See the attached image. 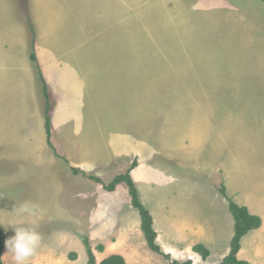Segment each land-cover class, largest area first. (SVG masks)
I'll use <instances>...</instances> for the list:
<instances>
[{
	"label": "crops",
	"instance_id": "0c3cea01",
	"mask_svg": "<svg viewBox=\"0 0 264 264\" xmlns=\"http://www.w3.org/2000/svg\"><path fill=\"white\" fill-rule=\"evenodd\" d=\"M31 3L34 9L35 0H31ZM257 3L261 4V14L254 21L259 31L253 38L259 43L262 36L260 29L264 28V1L257 0ZM15 11L16 1L0 0V20L3 19L2 15L8 16ZM8 40L5 41L1 31L0 48L13 44L11 39ZM259 45L254 42L250 51L256 61H264V58L260 59L262 54ZM25 49L13 56L12 64L0 65V76L7 77V80L2 81L7 86L0 88V110H3L7 117L1 122L7 131H3L2 128L0 133V161L7 160L12 171L15 168L19 174L14 173L15 176L33 182V189L25 188L23 198L20 199L28 208L23 216L12 215V212L4 210L0 203V225L5 232L6 240L15 236L12 231L15 228H27L38 233L42 244L39 243L33 256L26 260L27 264H56L55 255L67 252L73 247L76 249H72L69 253L77 254V258L71 262L77 263L87 258L83 240L81 241L84 238L88 240L98 263L109 256L119 255L126 264L129 261L131 264H143L147 245L141 231L139 214L130 203H127L129 192L126 186L120 184L114 191L107 192L95 184L96 182L93 183L94 181L81 184L78 175L72 171L76 169L85 174L94 173L100 176L101 173L116 170L125 162H130L131 165L133 161L137 162V166L131 170V178L141 203L153 217L154 229L157 233L156 243L162 252L171 255L179 262L193 261L194 258H200L193 252V247L202 245L209 251L207 259L216 254L221 262L229 253L230 241L234 234V220L229 212L228 202L215 189L212 181L191 182L184 180V177L175 178L178 172L174 170H171L174 180L167 181L168 176L164 172L167 164L164 161L169 157L178 160L180 168L188 170V173L195 174L198 170L208 171L212 178L222 174L228 197L237 205L246 207L251 215L258 216L262 220L259 229L242 238L240 251L237 254L239 260L251 264L249 259L251 255L246 253L245 249L251 246L252 252L256 251V254H259L257 250L260 251L263 247L259 243L264 235V204H252L250 197L253 193L259 192L264 196V150L259 146H252L254 147L252 162L255 157L258 165L245 169L241 164L242 161H237L238 158L243 157V154L234 158L238 155L237 150L227 148L226 143L232 129L233 131L236 129L237 132L244 131V128H247L250 134L249 141L264 142V117L262 119L259 116L264 107L261 109L260 105L255 103H252L251 107L247 106L249 111L247 117L250 119L246 124L238 119V117L244 119L239 112L236 121L228 123L221 113L212 120L208 113L209 109H206L204 118L198 117V120L189 118L186 148L194 149L193 153L196 156L190 151L184 156L175 152L178 151L179 142L182 143L183 138L177 140L173 146L172 153L176 154L166 156L162 152L159 153L156 144L132 135L142 127L149 126L147 112L143 114L140 105L129 107V114L126 113L128 109L122 112L123 107L115 100V82L107 91L101 90L96 64L89 65L88 69L86 66L85 69L83 57L68 60L66 55L63 56V60L58 61H75L81 64L58 67L59 70L53 75L51 71L55 65L46 64L39 57L48 88V117L53 149L47 143L45 132L44 99L43 96L42 98L38 96V90L43 92V87L39 79L35 81L37 78L29 74L31 66L25 60ZM45 60L56 61L52 56ZM120 61L131 63V57L127 56ZM22 70L27 71L28 74L19 77L18 72ZM250 87L258 88L254 85ZM110 90H112L111 96ZM7 91H10L9 96H6ZM253 92L258 91L253 90ZM102 96L107 100L101 102ZM30 106L35 109V116L30 112L27 113V108ZM243 106L244 103L239 109ZM23 113L27 118H20ZM10 114L13 117H10ZM261 120L263 121L259 124ZM12 125L17 126L12 130ZM237 144L244 148L243 143L238 141L233 147L237 148ZM53 150L66 160L56 159ZM213 150L218 151L214 158H212ZM226 152L232 158L230 163H227V156L224 157ZM206 156L210 159L207 160ZM213 159H218L217 161L222 165V172L218 167L211 168ZM116 165L118 166L115 167ZM183 170L182 173H187ZM118 171L123 170L118 169ZM11 174V171L0 173V197L3 195V190L9 191L5 182ZM9 189L13 190V194L21 192V188ZM54 209L60 215L53 217L51 214ZM53 222L55 225L61 224V227L67 226L69 229H61L57 233L50 232L52 240H49L42 229H50L54 226ZM84 229L87 232H84ZM84 233L87 237H80ZM222 235L228 237L225 246H221L222 241L217 239ZM71 245L73 247L68 248ZM98 247H102V250ZM7 252L8 249L4 247L2 254L4 264H16L13 256H8ZM200 262H202L201 258Z\"/></svg>",
	"mask_w": 264,
	"mask_h": 264
},
{
	"label": "rangeland",
	"instance_id": "374dc122",
	"mask_svg": "<svg viewBox=\"0 0 264 264\" xmlns=\"http://www.w3.org/2000/svg\"><path fill=\"white\" fill-rule=\"evenodd\" d=\"M14 1H16V11L8 16L2 15L3 21L0 20V32H3L5 41L11 39L13 42L9 47L0 48V65L1 63L12 64L13 56L24 48H26L25 60L31 66L29 74L37 78L35 81L38 80L39 75L36 65L29 59L32 53L38 55L37 63L43 77L45 74L40 66L39 57L46 64L55 65L51 71L53 75L59 70L58 67L65 68L66 65L81 64L75 61H58L63 60V56L66 55L68 60L83 57L85 69L86 66L88 69L89 65L96 64L101 90L107 91L115 82V100L123 107H121L122 112L135 105H140L143 114L147 112L149 126L142 127L132 135L156 144L159 153L162 152L166 156L176 153L184 156L188 155L189 151L196 156L193 153L194 149L186 148L190 117L192 120H198V117L202 119L206 109H209L208 113L212 120L221 113L228 123H234L239 112L244 119L239 117L238 119L246 124L250 119L247 117L249 115L247 106L251 107L252 103H255L260 105L261 109L264 107V61H256L254 54L252 55L250 51L254 42L257 45L260 44V54H262L260 59L264 58V28L260 29L262 36L259 43L256 42V38H253L259 31L254 21L261 14V4L257 3V0H253L255 2L252 0H35L34 9L31 6L33 5L31 0ZM49 56L56 61L46 62L45 59ZM127 56L131 57V63L120 61ZM97 59L99 61H93ZM26 74H28L27 71L18 72L19 77H24ZM5 80H7L6 76H0V88L7 86L4 85L5 82H2ZM252 85L258 88L250 87ZM9 92H6V96H9ZM111 93L112 90H110V96ZM38 94L40 98L43 96L45 108L44 94L40 90ZM101 100L103 102L107 99L102 96ZM243 103L244 109L242 107L239 109ZM29 112L36 115L32 106L27 108V113ZM129 112L128 109L126 113L129 114ZM261 112L259 116L263 119L264 109ZM10 117H13L12 114ZM6 118L4 111L0 110V133L3 128L1 122ZM20 118L27 117L23 113ZM13 125L12 130L17 126L13 127ZM3 131H7L6 127ZM231 131L226 143L227 148L237 150L238 155L234 158L243 154V157L238 158L237 161L241 160L242 162H238H241L245 169L256 167L258 164L255 157L252 162V151H254L252 146H259L264 150V142L249 141L250 134L247 128H244V131L236 132V129ZM182 138L184 143L180 141L178 151L175 150L176 153H172L174 144ZM237 141L242 142L244 148L238 144L237 148L233 147ZM217 153L218 151L213 150L212 158ZM53 155L58 160H66L56 150H53ZM226 156L227 163H230L231 156L227 155V152L224 157ZM206 159L209 160L210 157L206 156ZM217 160L213 159L211 168L218 167L222 172V165ZM7 163H9L7 160L0 161V173L12 172L5 182L9 191L3 190V195L0 197L1 207L7 212H12V215L23 216L27 212L22 211L26 205L20 199L23 198L25 188L33 189V182H27L26 179L15 176L19 174L15 168L12 171ZM133 163L137 166L136 161ZM133 163L130 165V162H125L116 170L101 173L100 176L94 173L90 175L86 173V175L98 176L101 183H95V181L93 183L105 190L103 185H108L115 176L125 174ZM164 163L167 164L164 171L168 176L167 181L174 180V175L171 173V170H174L178 172L175 178L184 177V180H191V182L212 181L222 198L226 200L229 198L222 174L212 178L208 171L198 170L195 174L188 173V170L180 168L178 160L175 161L170 157L165 158ZM226 167L229 168L228 165ZM118 169L123 171L120 172ZM182 170L187 173H182ZM78 180L83 185L92 181L82 174H78ZM121 184L126 186L124 183ZM222 187L227 197L221 193ZM9 188H21V192L13 194V190ZM126 188L128 189L127 186ZM250 200L252 204H264V196H261V192L253 193ZM127 203L131 204L130 196L127 198ZM51 215L56 217L60 214L54 209ZM61 229L68 230L69 227H61V224L54 223V226L50 229L44 228L42 232L47 239L52 240L50 232L57 233ZM12 231L15 233V229ZM83 231L87 232L86 229ZM250 232L248 234H251ZM80 237H87V234L84 233ZM217 239L222 241L221 246H225L228 237L222 235ZM39 243L42 244L41 241ZM259 244L263 246L260 251L257 250L259 254H256V251L252 252L251 246L245 249V252L251 255L249 256L251 264H264V235L260 238ZM70 247L73 246L68 248ZM72 249L76 248L73 247L67 252L55 255L56 264H85L87 258L77 263L71 262L77 258V254L69 253ZM7 255L13 256L9 252ZM72 255L75 256L72 258ZM197 255L201 258L199 254ZM168 256L169 258H165L163 255L154 253L147 246L143 264H170V261H176L171 255ZM3 258L2 256V260ZM200 258L177 262L190 261L192 264L220 262L216 254L207 260L201 258L202 262ZM95 261L98 263L96 259ZM24 263L27 264L26 261ZM128 264L131 262L129 261Z\"/></svg>",
	"mask_w": 264,
	"mask_h": 264
},
{
	"label": "trees",
	"instance_id": "16d2710c",
	"mask_svg": "<svg viewBox=\"0 0 264 264\" xmlns=\"http://www.w3.org/2000/svg\"><path fill=\"white\" fill-rule=\"evenodd\" d=\"M264 1V0H261ZM30 60L34 63L38 69L39 81L43 87V94L46 101L45 107V131L47 135V143L50 147H52L51 143V129H50V120L48 117V93H47V85L44 80V77L41 73L40 67L38 66L37 59L34 53L30 55ZM53 148V147H52ZM136 166V163L130 167V169L121 175L115 176L112 181L108 185H103L104 189L107 192H112L116 189V187L124 183L128 187L129 196L131 198V204L134 209H136L139 213L141 220V230L143 232L145 241L147 243L148 248L159 255H163L165 258H169L168 255H164L158 245L156 244L157 233L153 229V219L150 215L147 208L141 203L138 195V191L135 187V184L131 178L130 171ZM74 174H82L84 177L89 178L92 181L97 183H101V180L97 177L86 175L85 173H81L79 170L73 169ZM221 193L226 196L224 187L221 188ZM228 200V209L230 214L234 220V234L230 241L229 245V253L224 259L218 264H248L246 261H241L237 258V254L240 251L241 240L245 237L250 231L256 230L261 226V219L258 216L251 215L246 207L239 206L234 203L232 200L227 198ZM5 232L0 225V264H4L2 260V254L5 247ZM85 251L87 254V262L86 264H126L125 260L119 255H112L108 258L102 260L100 263H96L95 256L91 250L88 240L85 238L83 240ZM99 250H102V247H98ZM193 252L199 254L203 260H206L209 256V251L202 245H196L193 247ZM75 256V255H74ZM72 255V258L74 257ZM170 264H192L190 261H186L183 263H179L177 261H170Z\"/></svg>",
	"mask_w": 264,
	"mask_h": 264
},
{
	"label": "clouds",
	"instance_id": "9594fccd",
	"mask_svg": "<svg viewBox=\"0 0 264 264\" xmlns=\"http://www.w3.org/2000/svg\"><path fill=\"white\" fill-rule=\"evenodd\" d=\"M22 211H28V208L25 206ZM39 242L40 236L34 230L15 228V236L5 241V247L13 255L16 264H24L33 256Z\"/></svg>",
	"mask_w": 264,
	"mask_h": 264
}]
</instances>
